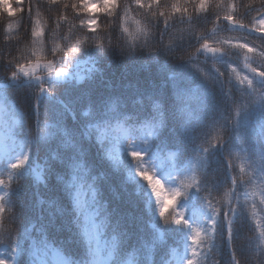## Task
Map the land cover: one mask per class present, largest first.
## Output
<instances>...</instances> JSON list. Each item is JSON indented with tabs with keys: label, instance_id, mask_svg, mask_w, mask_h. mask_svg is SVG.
<instances>
[{
	"label": "snow or ice",
	"instance_id": "1",
	"mask_svg": "<svg viewBox=\"0 0 264 264\" xmlns=\"http://www.w3.org/2000/svg\"><path fill=\"white\" fill-rule=\"evenodd\" d=\"M59 2L49 0L53 5ZM92 2L80 0L64 5L65 11L71 8L75 12L74 20L80 19L81 13L88 19H80L79 31L82 34L70 47L66 45L67 51L61 50L58 44L47 48L53 60L42 66L47 70L46 78L34 75L35 69L41 67L38 62L19 63L14 56L8 62L11 75L4 77L5 89L31 88L35 82L39 91L32 93L35 121L32 120V110L24 106L25 125L21 132L28 150L21 151L15 162L8 165L15 178L25 181V184L18 183L9 190L11 198L6 204L14 227L5 228L0 221V249L9 254L12 264H20L18 257L24 258V264H168L162 258L157 260L167 245L164 232L156 228L155 223L152 225L154 233L137 227L134 216L113 203L120 200L115 188H110L111 199L105 195L104 188L110 176L95 171L93 161L99 155L113 171L120 172L122 157L126 154L133 162L124 170L126 182L137 179L143 182L151 201L155 202V212L165 223H169L166 211L171 210L172 224H183L192 230L193 234L187 237L193 247L192 257L197 255L195 247L201 242V232L211 238V248L217 246L220 229L222 242H226L229 249L233 247L234 238L248 241L247 245H241L240 257L233 252V264H264V230H260V242L253 248L252 237L241 235L243 206L239 202L234 205L231 200L213 204L212 191L201 180L212 163L209 154L220 153L228 161V176L234 192L237 181L231 176L234 170L230 160L232 150L243 139L250 145L246 152L257 157V152L252 150L256 143L253 137L260 142L259 171L264 179V124H261L258 134L255 129L248 132L246 119L242 125V110L237 103L239 97L224 91V82L219 79L223 73H218L216 78H209L201 69L192 75L185 74L184 69L189 66L188 60L184 59L188 42L170 31L166 19L161 26L160 18L165 14L160 12L157 15L151 11L157 0H151L148 5L151 15L145 17L146 27L139 29L136 35L120 24L121 10L127 15L131 5L118 3V0H96L99 13L111 19L106 33H97L94 25L98 23V14L91 12L89 5ZM21 3L22 0H17L18 5ZM0 7L9 17L24 11L22 7ZM136 7L143 9L145 6L136 0ZM200 8H203V3ZM173 9L179 11L175 6ZM36 15H39L38 11ZM28 16L31 19V7ZM65 18L59 17L56 30L63 28L60 21ZM224 19L229 24L233 23L231 16ZM35 24L31 28V37L43 38L47 47L49 34L39 20ZM85 26L87 32L83 31ZM12 27L8 24L9 29ZM238 27L244 29L246 26L239 23ZM251 30L264 31V19L254 23ZM59 38L69 39L62 31H59ZM236 47L247 52L255 51L246 43ZM203 49L220 52L207 43L203 44ZM60 51L62 55L57 60L56 54ZM113 60H118L124 69L116 82L107 75ZM54 63L59 64L58 70L53 68ZM81 63L91 65L86 76L73 70ZM251 72L254 74L252 78L237 77L241 86L245 82L247 84L246 89H238L239 96L256 93L254 79L259 77L256 84L262 90L259 92V107L264 116V70L252 68ZM233 105L235 121L222 115ZM41 108L45 117L43 121L39 118ZM243 116H247L246 110ZM170 125L172 131L179 130L184 143L191 145L194 153L202 156L203 166L199 177L196 175L198 169L194 167L189 183L183 184L182 188L165 191L155 174L150 175L144 167L145 151L138 145L150 148L154 139H158ZM208 129L212 131L205 132ZM32 149L37 151V159H42V163L34 165ZM116 149L121 156L114 155ZM177 154L173 151L167 153L173 162ZM27 184L33 189L30 199H25L24 195ZM191 189L205 193L202 195L201 214L206 223L199 229H192L183 213L176 212L177 198L185 196ZM4 211L5 198L0 197V213ZM64 253L79 258H66ZM0 264H6V259L0 258ZM186 264H195V260L189 258Z\"/></svg>",
	"mask_w": 264,
	"mask_h": 264
},
{
	"label": "trees",
	"instance_id": "2",
	"mask_svg": "<svg viewBox=\"0 0 264 264\" xmlns=\"http://www.w3.org/2000/svg\"><path fill=\"white\" fill-rule=\"evenodd\" d=\"M71 2H80V0H60L56 5L50 4L49 0H22L21 4H17V0H0V5H7L9 8L15 9L22 7L23 12L14 13L13 17H9L7 12L0 7V93L3 96L2 106L4 111L10 110L11 117L4 116L0 118V130L13 139L21 151L28 150L25 138L21 129L25 125L24 122V106L32 110V120L36 119L35 100L32 93L39 91V85L33 82L31 88L9 87L5 89L4 77L11 75V67L8 62L16 58L19 63L33 64L47 63L53 60V56L47 51L58 44L60 49L67 51L74 44L75 38L82 33L80 29V19L87 20L88 16L80 14V19L74 20L75 12L69 8L65 11L64 5ZM118 3L130 4L131 10L127 15L121 10L120 24L122 28H127L129 33L136 35L139 29L146 27V16H150L148 5L151 0H140L144 4L143 9H137L136 0H118ZM203 3V8H200ZM173 6L179 9L174 11ZM32 9V16L29 19L28 10ZM92 13L98 14V23L94 25L97 33L104 34L107 31L106 26L111 23V19L104 17L103 13H99V4L96 0L89 5ZM39 15H36V12ZM152 12L159 15L163 12L165 15L161 17V26L166 19L170 25V31L176 36H183L186 41L187 52L184 59L188 60L189 66L184 69L186 75L195 74L197 69L203 72L209 78H216L218 73H223L219 79L224 82V91L230 92L238 96L237 103L242 110V125L247 122V130L251 133L252 129L258 134L261 124H264V116H262L259 107V92L262 91L256 84L260 78L255 77L254 85H256V93L251 96H239L238 89L247 88V84L241 86L237 77L248 76L253 77L252 68L257 71L264 70V31H254L252 25L260 19H264V3L262 0H157L152 4ZM58 13V14H57ZM49 16L52 17L51 21ZM60 16L66 17L60 21L63 25L61 30H56V21ZM225 16H231L233 23L229 24L224 19ZM39 20L41 27L49 34L47 47L43 42V38H32L30 35L31 28L35 27V22ZM239 23H243L246 27L241 29ZM8 24H12L11 29ZM75 24L76 27H73ZM259 27V25H257ZM59 31H62L68 40L59 38ZM83 31L87 32L85 26ZM55 33V34H54ZM26 37V38H25ZM227 41L228 43H224ZM207 43L211 48H218L220 52L212 53L203 49V44ZM246 43L249 47L255 49L253 52H247L245 49L236 47L237 44ZM62 51L56 54L57 60ZM191 57V59H189ZM7 69V70H6ZM15 70V64H13ZM124 69L118 60L111 62V67L107 69L108 77L114 82L118 81ZM131 71V69H129ZM36 76H47L45 72L34 73ZM23 79V77H21ZM231 82V83H229ZM47 87V85H45ZM27 93V95H26ZM235 105L224 112V117H231L235 121L234 114ZM246 110L247 116H243ZM40 120H44L43 109L40 110ZM199 115V113H195ZM8 125V126H6ZM211 132L212 130H205ZM243 136L244 129H241ZM227 134H225L226 136ZM255 147L252 149L257 152V157H251L246 149H249V143L243 139L239 142V146L232 150L230 158L233 165L231 176H234L237 184L235 191H232L231 177L228 176L227 163L220 153L209 154L212 161L210 168L201 176L202 183L211 189L213 204L219 201L221 204L227 200L235 205L237 202L244 209L243 225L241 227L242 237H252V247L254 248L259 241V232L264 230V179L261 178L259 171L258 154L260 142L257 137ZM199 142V141H198ZM206 146V145H205ZM140 150L145 151L144 167L149 170V174H155L163 179L167 191L177 187H181L185 183L191 181L192 171L197 167L196 175H201L203 159L193 152V147L184 143L183 138L179 134V130L172 131L171 125L165 129L158 139H154L150 148H143L138 145ZM177 152V157L173 162L168 158V152ZM31 155L36 163H42V159H37V151L31 150ZM114 155L121 156L118 149L114 150ZM123 164L121 171L115 172L109 166V163L100 157L95 158L93 163L96 165L97 173L104 172L110 176V181L105 185V195L111 199L110 188L114 187L119 194L120 200L114 201L117 207L122 208L126 212L134 216L137 227H142L149 233H154L152 227L155 223L156 228L164 232L167 241L166 248L157 256V260L161 258L166 260L168 264H177V261L185 257L182 264H186L187 259L195 260V264H233V252L237 257L241 256V245H247V239L233 240V247L229 249L226 242L223 241L221 230L218 229L216 245L210 248L212 240L201 232L200 244L195 247L197 255L192 257L193 247L187 237L192 235V230L185 228L183 224H172L171 216L166 211V219L169 223H165L155 212V202L151 201L150 195L143 182L138 179L132 182H126L127 167L133 165V162L126 156L122 157ZM255 161V162H254ZM10 162L6 159H0V197L5 198V211L0 213V221L5 228L14 227L11 224L10 213L7 211L6 201L11 197L8 195L9 190L15 188L17 184H25V181H18L15 173L8 167ZM243 168L241 172L240 169ZM11 177V178H10ZM241 181L244 183L241 184ZM254 181V182H253ZM183 190V189H182ZM43 191V189H41ZM185 196L178 197L176 200V212H182L183 218L187 219L192 225V229H199L206 223L202 212V195L205 193H197L195 189L188 190ZM33 189L30 184L25 187V199H30ZM197 209V210H195ZM175 213H173L174 215ZM180 218V217H177ZM259 226V228L257 227ZM226 235V234H225ZM58 246V245H57ZM166 253V254H165ZM66 258L78 259V256L69 257L64 253ZM0 258L6 259V264H12L9 254L4 253L0 249ZM20 264H24V258L18 257Z\"/></svg>",
	"mask_w": 264,
	"mask_h": 264
},
{
	"label": "rangeland",
	"instance_id": "3",
	"mask_svg": "<svg viewBox=\"0 0 264 264\" xmlns=\"http://www.w3.org/2000/svg\"><path fill=\"white\" fill-rule=\"evenodd\" d=\"M44 64H46V63L40 64L41 67L36 68L34 73H36V72L47 73V70L42 67ZM90 66H91L90 63H81L79 68H74L73 70L79 71L81 74L86 76L88 74V70H89ZM53 68L58 70L59 64L54 63ZM2 102H3V96L0 93V118H2L4 116L5 117L10 116L11 117L12 116L11 111L10 110L4 111L3 106H2ZM0 126H1V124H0ZM6 126H8V125H6ZM20 152H21V150L19 149V145L13 139H10L6 135H4V133L0 130V159H6L8 162L13 163V162H15L16 156ZM155 177L161 181V184H162L164 190L167 191V188L165 186L163 179L158 177V176H155ZM195 210H197V209H195ZM184 261H185V257H182L181 259H179L177 261V264H182Z\"/></svg>",
	"mask_w": 264,
	"mask_h": 264
}]
</instances>
